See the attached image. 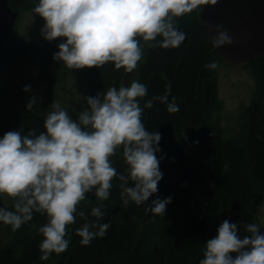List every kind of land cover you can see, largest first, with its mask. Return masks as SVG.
I'll list each match as a JSON object with an SVG mask.
<instances>
[{
    "label": "clouds",
    "instance_id": "9594fccd",
    "mask_svg": "<svg viewBox=\"0 0 264 264\" xmlns=\"http://www.w3.org/2000/svg\"><path fill=\"white\" fill-rule=\"evenodd\" d=\"M204 3L216 0H35L31 11L44 18L40 31L45 39L64 38L53 52L54 60L69 69L112 62L115 69L132 72L143 59L141 39L152 48L179 47L187 33L176 26V18ZM210 27L214 48L233 43L222 24ZM204 67L217 69L218 62L208 61ZM30 88L24 85L25 91ZM147 93V85L139 80L111 85L94 96L79 97L86 107L73 108L75 118L54 100L44 115L45 131L14 129L0 136V199L7 195L12 200L11 207L0 204V223L16 230L35 213L45 216L46 223L37 227L42 236L41 259L68 248L66 226L75 224L77 217L82 223L74 232L82 245L107 234L111 222L102 219L103 202L110 196L114 178L125 206L147 202L146 212L164 214L171 196L149 200L163 177L159 163L165 154L156 155L161 152V134L149 131L142 116L153 101L165 102L172 113L179 104L177 97L169 99L171 84L142 107L139 98ZM36 101L31 97L26 108ZM114 156L123 159V171L116 168ZM86 193L99 201L87 212L80 206ZM240 223L247 234H240L237 222L224 219L216 235L204 241L198 264H264L261 224Z\"/></svg>",
    "mask_w": 264,
    "mask_h": 264
},
{
    "label": "trees",
    "instance_id": "16d2710c",
    "mask_svg": "<svg viewBox=\"0 0 264 264\" xmlns=\"http://www.w3.org/2000/svg\"><path fill=\"white\" fill-rule=\"evenodd\" d=\"M34 3L9 0L18 13ZM201 7L176 18V26L187 33L179 47L152 48L142 40L143 59L135 72V80L148 87L147 95L139 98L142 107L164 93L168 84L169 99L178 98L177 112H169L167 104L157 100L151 107H144L142 116L149 131L161 134V152L156 155L159 158L165 154L159 163L163 177L149 200L171 196L164 214L146 212L147 202L125 206L119 181L114 178L110 196L103 202L106 214L102 219L111 222L103 238L82 245L81 237L74 232L82 223L77 217L75 224L66 226L68 248L41 259L38 244L42 236L37 227L46 223V217L35 213L19 228L18 235L0 233V264H198L204 241L216 235L224 219L237 222L242 235L247 233L241 221L257 223L258 209L264 206V55L248 61L255 80L253 95L242 106L245 108L236 132L222 138L224 134L218 130L222 106L218 71L225 62L208 43L199 16ZM63 39L46 40L39 50L40 72L50 83L62 64L52 55ZM211 60L218 62L217 69L204 67ZM127 73L123 68L115 69L112 62L88 66L84 72L90 83L86 95L94 96L111 85L118 87ZM20 99L0 117V136L14 129L26 132L35 128L37 134L45 131L47 112L42 100L27 109L30 97ZM113 160L118 171H123V159L114 156ZM97 203V199H91L88 203L81 201L80 206L87 212ZM0 204L11 207L2 199Z\"/></svg>",
    "mask_w": 264,
    "mask_h": 264
},
{
    "label": "rangeland",
    "instance_id": "374dc122",
    "mask_svg": "<svg viewBox=\"0 0 264 264\" xmlns=\"http://www.w3.org/2000/svg\"><path fill=\"white\" fill-rule=\"evenodd\" d=\"M32 8L20 9L11 32L0 37V117L7 113L17 100L27 96L36 97V102L42 100L43 110L46 112L51 110L52 101L58 100L73 116V108L79 111L86 107L77 99L83 98L90 88L84 74L88 66L69 69L62 63L51 83L48 78L43 77L40 72L42 66L39 50H42L47 40L40 31L45 21L39 14L33 13ZM140 43L143 46L142 39ZM135 72L136 69L128 72L122 84L127 86L135 80ZM218 72V95L222 102L218 130L224 134L223 137L221 135L224 138L236 132L245 108L242 106L247 104L253 95L255 80L249 62L238 65L223 63ZM26 84L31 85L29 91L24 90ZM91 199H96L94 194L86 193L83 202L88 203ZM2 200L5 204H12L7 195ZM257 215V223L262 226L260 231L264 232V206L258 209ZM18 231L19 229L13 230L10 225H0V233H6L8 236L12 233V236L18 235Z\"/></svg>",
    "mask_w": 264,
    "mask_h": 264
},
{
    "label": "water",
    "instance_id": "95a60500",
    "mask_svg": "<svg viewBox=\"0 0 264 264\" xmlns=\"http://www.w3.org/2000/svg\"><path fill=\"white\" fill-rule=\"evenodd\" d=\"M199 16L208 43L225 63L238 65L264 55V0H216L202 4ZM17 18L9 0H0V37L11 32ZM215 24L228 30L232 44L212 46L210 26Z\"/></svg>",
    "mask_w": 264,
    "mask_h": 264
}]
</instances>
